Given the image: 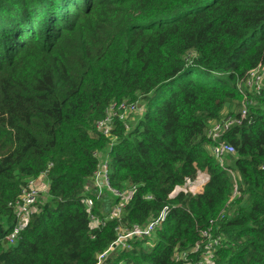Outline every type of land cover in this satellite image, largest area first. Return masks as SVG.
I'll list each match as a JSON object with an SVG mask.
<instances>
[{"label": "trees", "instance_id": "1", "mask_svg": "<svg viewBox=\"0 0 264 264\" xmlns=\"http://www.w3.org/2000/svg\"><path fill=\"white\" fill-rule=\"evenodd\" d=\"M258 65L264 0H0V264H95L120 229L163 209L151 235L111 249L105 264H196L200 253L174 254L210 226L224 236L212 264H264V87L237 88ZM244 99L245 119L222 133L234 148L230 198L208 130ZM120 101L141 102L139 118L101 133L96 123ZM95 152L127 193L119 217L120 198L86 204ZM40 176L48 200L7 244L12 204Z\"/></svg>", "mask_w": 264, "mask_h": 264}, {"label": "built area", "instance_id": "2", "mask_svg": "<svg viewBox=\"0 0 264 264\" xmlns=\"http://www.w3.org/2000/svg\"><path fill=\"white\" fill-rule=\"evenodd\" d=\"M263 68L264 65H258L257 67L249 70L247 77L243 82V85H238L237 88H242V90H244L246 87L248 88V90L259 94L261 88V69ZM251 104L252 100H242L240 102L238 115H229L219 121H215L211 124V127L208 130V137L213 142L209 147V151L211 155L216 159L218 164L223 167L231 176L232 194L230 198H233L238 194L237 177L231 169L224 167V157L226 155L234 153V148L232 145L222 139V133L234 124H241L242 120L245 119L249 110V106ZM141 110L142 107L137 101L112 102L106 109L105 117L101 121L96 123V128L101 133L109 135L111 122L114 118L122 120L127 127L125 121L128 117V114L136 112L139 113ZM94 156L98 158V162L88 182V188L92 190L94 198H88L86 204L88 207H90L95 200H98L102 201L103 205L109 206L108 204L111 200V197L120 198V201L118 203L112 204L113 208L111 211L112 216L119 217L127 193L121 190H117L111 186L109 181L108 160L106 154L95 152ZM262 168L264 169V165H262ZM102 194L104 195L102 196ZM37 196L38 190L36 188L35 180L31 178L27 179L25 185L21 188L19 197L12 204L13 211L15 213L16 224L4 236V240L7 244H15L20 231V227L27 221L29 212L32 211L33 207L37 203ZM106 202L107 204H105ZM165 215L166 209H163L155 219H152L147 224L141 226L134 225L131 228L120 229L116 240L110 243L108 247L97 256L95 264H105L104 259L106 257V254L113 248L128 249L129 239L143 238L145 236L151 235L153 230L163 221ZM105 217H107V215ZM89 219L92 221V225L94 224V222H96L92 214L89 215ZM200 234L201 238L199 239V241L195 242L192 247L185 250H180V252L175 253L174 259L186 260L188 254L196 252L200 253V257L196 260V264H212L210 261L211 253L221 244V242L224 240V236L221 233H213L211 226L202 230Z\"/></svg>", "mask_w": 264, "mask_h": 264}, {"label": "rangeland", "instance_id": "3", "mask_svg": "<svg viewBox=\"0 0 264 264\" xmlns=\"http://www.w3.org/2000/svg\"><path fill=\"white\" fill-rule=\"evenodd\" d=\"M260 84L262 85V87H264V68L261 69V80H260ZM141 102H139V105L141 106ZM140 114L139 113H130L128 114V117L126 118L127 120L125 121V123L127 124L128 128H132L135 124V122L137 121V119L139 118ZM203 175H199L198 178L196 180H194L193 182H191L190 184L187 185V187H185L187 190L191 191V192H196L198 191V189L200 188L202 182H203ZM36 187L37 190L39 192L38 197H37V203L36 204H41L45 201L48 200L47 194H46V180L44 178V176H40L38 180H36ZM104 194H102L103 196ZM100 203H102V201H99ZM36 206L33 207V209H35ZM32 209V210H33Z\"/></svg>", "mask_w": 264, "mask_h": 264}]
</instances>
